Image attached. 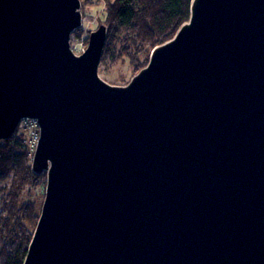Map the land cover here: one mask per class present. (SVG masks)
<instances>
[{"label":"water","instance_id":"95a60500","mask_svg":"<svg viewBox=\"0 0 264 264\" xmlns=\"http://www.w3.org/2000/svg\"><path fill=\"white\" fill-rule=\"evenodd\" d=\"M81 0H0V141L45 195L23 264H264V0H191L125 84Z\"/></svg>","mask_w":264,"mask_h":264},{"label":"trees","instance_id":"16d2710c","mask_svg":"<svg viewBox=\"0 0 264 264\" xmlns=\"http://www.w3.org/2000/svg\"><path fill=\"white\" fill-rule=\"evenodd\" d=\"M91 2L95 1L81 0L82 10L85 3ZM190 3L106 0L105 17L100 22L108 27V34L99 68L127 61L135 74L147 64L152 49L171 39L189 19ZM82 31L79 28L72 38ZM27 138L20 124L9 139L0 141V264H23L40 215L41 206L37 208L26 195L44 185L46 175L32 171V149Z\"/></svg>","mask_w":264,"mask_h":264},{"label":"rangeland","instance_id":"374dc122","mask_svg":"<svg viewBox=\"0 0 264 264\" xmlns=\"http://www.w3.org/2000/svg\"><path fill=\"white\" fill-rule=\"evenodd\" d=\"M94 3H85L84 8H83V24L82 28L83 31L81 32L80 36L76 38L70 39L71 47L73 48V51L77 54H80L84 51V49L87 46V41L85 40L88 38L89 32L92 30L96 29L99 24L100 20H103L105 17V0H94ZM88 34V35H86ZM79 38V40H78ZM84 38V39H83ZM78 40V43H77ZM85 40V42H84ZM83 42V43H82ZM81 43V44H80ZM75 44V46H74ZM80 44V45H79ZM85 44V45H83ZM75 49V50H74ZM100 66V63H99ZM133 67L127 62H117L115 65H109L106 64L104 67L99 68L98 67V73L100 77H102L104 80L108 81L109 83L112 84H123L126 83V81H129L131 76H133ZM23 119L20 121L19 125L22 123ZM18 125V126H19ZM23 127V126H22ZM18 128V127H17ZM24 129V127H23ZM26 133L27 130L24 129ZM29 135V134H28ZM27 142L31 147L32 155L34 152V148H32V144L29 142V139L27 138ZM45 185H46V180L44 185H40L35 189H32L28 192L26 195L27 198H30L33 200L37 206H42V202L44 199L45 195ZM41 196L42 200H41Z\"/></svg>","mask_w":264,"mask_h":264},{"label":"built area","instance_id":"2783aa9c","mask_svg":"<svg viewBox=\"0 0 264 264\" xmlns=\"http://www.w3.org/2000/svg\"><path fill=\"white\" fill-rule=\"evenodd\" d=\"M21 126H23L25 130H27L29 134V142L32 144V148H35L39 138V129L36 120L32 118H24Z\"/></svg>","mask_w":264,"mask_h":264},{"label":"bare ground","instance_id":"6f19581e","mask_svg":"<svg viewBox=\"0 0 264 264\" xmlns=\"http://www.w3.org/2000/svg\"><path fill=\"white\" fill-rule=\"evenodd\" d=\"M103 1V0H102ZM106 1V0H105ZM92 3V2H91ZM94 3V2H93ZM83 11V10H82ZM100 23H102V22H100ZM104 23V22H103ZM78 30V29H77ZM76 30V31H77ZM90 33V32H89ZM74 34V33H73ZM86 35H88V34H86ZM72 37V36H71ZM84 39V38H83ZM87 39V40H86ZM85 40L88 42V38H86ZM78 40H79V38H78ZM78 40H77V43H78ZM85 40H84V42H85ZM71 42V41H70ZM83 43V42H82ZM81 44V43H80ZM79 44V45H80ZM83 45H85V44H83ZM72 46V45H71ZM74 46H75V44H74ZM74 47H72V49H73ZM75 50V49H74Z\"/></svg>","mask_w":264,"mask_h":264}]
</instances>
